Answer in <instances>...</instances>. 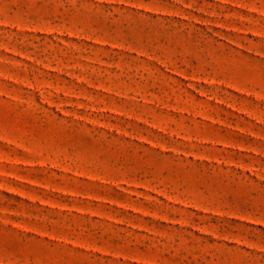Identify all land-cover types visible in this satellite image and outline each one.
Wrapping results in <instances>:
<instances>
[{
	"label": "rangeland",
	"instance_id": "obj_1",
	"mask_svg": "<svg viewBox=\"0 0 264 264\" xmlns=\"http://www.w3.org/2000/svg\"><path fill=\"white\" fill-rule=\"evenodd\" d=\"M0 264H264V0H0Z\"/></svg>",
	"mask_w": 264,
	"mask_h": 264
}]
</instances>
